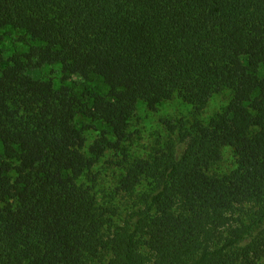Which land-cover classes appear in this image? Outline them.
<instances>
[{
  "label": "trees",
  "instance_id": "trees-1",
  "mask_svg": "<svg viewBox=\"0 0 264 264\" xmlns=\"http://www.w3.org/2000/svg\"><path fill=\"white\" fill-rule=\"evenodd\" d=\"M10 27L0 264H264V0H0ZM225 91L147 155L125 145L139 103L198 115Z\"/></svg>",
  "mask_w": 264,
  "mask_h": 264
},
{
  "label": "rangeland",
  "instance_id": "rangeland-1",
  "mask_svg": "<svg viewBox=\"0 0 264 264\" xmlns=\"http://www.w3.org/2000/svg\"><path fill=\"white\" fill-rule=\"evenodd\" d=\"M22 32L7 28L0 31V51L4 54L11 55L15 51L21 50L25 45L21 41ZM230 91H225L222 94L214 96L204 111L198 115L190 105H187L179 98H174L163 103L158 109L152 110L145 103H139L135 115L130 120L131 137L125 145L133 154L147 155L154 147L163 146V143L169 139L170 135L178 137L179 121H192L194 117H199L203 120H208L212 115L218 112L229 99ZM174 126V132L173 127ZM177 128H176V127ZM95 138V133L88 134L89 142ZM111 156H107L106 159ZM115 158V157H114ZM106 159L100 163V166L95 169L99 172V186L102 200L107 203L109 195L112 196L114 182L119 176L120 170L113 163H107ZM234 167V155L231 148H226L224 151L223 160L216 166L219 172H229ZM117 203H129L126 197L119 200Z\"/></svg>",
  "mask_w": 264,
  "mask_h": 264
}]
</instances>
